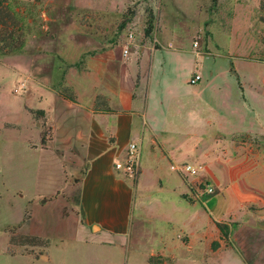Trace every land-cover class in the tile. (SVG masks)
<instances>
[{
  "label": "crops",
  "instance_id": "obj_1",
  "mask_svg": "<svg viewBox=\"0 0 264 264\" xmlns=\"http://www.w3.org/2000/svg\"><path fill=\"white\" fill-rule=\"evenodd\" d=\"M232 7L235 17L245 16L243 5L233 2ZM146 53L149 63L155 51ZM142 55L135 63L134 56L122 55L121 49L113 48L88 59L86 67H38L39 73H49V82L55 86L51 90L50 84H42L41 99L28 93L22 100V110L35 132L27 147L35 154L37 164L33 194L25 199L28 218L15 227L22 235L35 237L34 246L38 248L44 240V253L7 254L10 259H23L24 264H74L72 258L78 254L73 252L71 256L63 250L67 247L62 241L51 246L50 240L31 225L32 212L49 206L55 207L61 220L84 234L80 242L83 257L75 258L82 259L81 264H90L92 251L112 247L121 250L120 264H128L133 257L145 264L149 258L160 264H264V144L254 141L264 138V123H259L264 118L262 113H256L245 97L243 84L237 82L236 107L223 96L203 95L213 82L198 84L201 75L197 67L191 75H198L199 80L189 85L188 76L180 85L183 97L177 103L181 104L186 126L201 124L209 131H201L200 136L211 138L198 139L195 146L183 140L170 144L161 137L179 128L158 124L153 116L149 107L152 67L149 63L142 72ZM131 64L134 67H129ZM33 71L26 69L28 74ZM52 72H60L54 82ZM213 76L209 74V78ZM60 89H68L74 102L59 94ZM29 110L41 111L42 116L34 119ZM208 111L212 115L206 117ZM44 127L48 135L41 142ZM18 128L14 122L4 120L0 135ZM129 144H134L136 150L134 179L114 168L125 159ZM190 155L200 160L193 163L203 168L199 179L213 187V196L192 204L199 205L201 212L195 218L204 221L199 230H189L185 222L176 223L160 209L150 210L142 179L144 170L151 169L162 189L164 177L159 174L158 163L164 159L183 163ZM72 188L76 192L74 203L67 200ZM183 188L176 181L174 189L185 202ZM132 199L134 214L130 213ZM219 201L235 208L216 217L213 213ZM155 218L161 223L154 224ZM214 223L227 226L225 238L220 237ZM51 247L63 256L52 257L48 252ZM142 248L146 249L144 253Z\"/></svg>",
  "mask_w": 264,
  "mask_h": 264
},
{
  "label": "rangeland",
  "instance_id": "obj_2",
  "mask_svg": "<svg viewBox=\"0 0 264 264\" xmlns=\"http://www.w3.org/2000/svg\"><path fill=\"white\" fill-rule=\"evenodd\" d=\"M7 1L1 8L0 18L9 27H19L24 43L19 52L0 53V124L9 120L19 127L18 131L0 135V264H24L23 259L12 260L7 254L44 253V240L38 248L34 246L35 237L22 235L16 230L20 221L26 222L29 215L25 199L33 194L37 164L35 154L27 147L35 132L22 110V100L28 93L32 98L41 99L44 95L42 84H50L51 90L55 86L49 82V73H39L38 67H86L88 59L97 58L113 48L122 50L125 45L128 56H134L135 63L143 54L139 65L142 72L149 63L152 67L149 107L153 116L158 124L179 128L174 134L161 137L170 144L183 140L195 146L198 139L211 138L209 135L200 136L201 131H209L201 124L186 126L181 104L177 103L183 97L180 85L197 67L201 75L198 84L213 82L203 95L223 96L236 107L239 93L234 74L241 86L243 84L250 105L264 117V0H258V4L256 0ZM233 2L244 6L243 18L234 16ZM124 14L129 21L118 29ZM146 29H149L147 36ZM128 32L132 33L129 41L125 39ZM154 51L148 63L146 52ZM29 67L34 69L31 74L26 72ZM59 73H51L53 82ZM210 73L214 75L212 78H209ZM22 84L24 87L15 92ZM59 94L69 95L70 92L60 89ZM210 115L212 113L208 111L206 117ZM259 121L256 123H264V118ZM43 131L45 136L48 135L46 127ZM254 141L264 144V138H255ZM192 155L184 162L190 165L200 163L199 159H192ZM146 156L144 150L142 157L145 159ZM178 164L166 159L158 163L159 174L164 177H161L162 189L156 184L155 172L148 168L144 170L146 201L150 210L160 209L176 223L185 222L189 230H199L204 221L195 218L201 212L199 205L192 206L195 200L187 185V181L195 179L186 180L169 169V165ZM176 181L182 183L183 197L191 205L177 195ZM70 185L74 186L72 180ZM72 189L67 200L74 203L76 192ZM18 192L21 196H17ZM233 208V204L219 201L213 214L217 217ZM135 212L132 199L130 213ZM31 218L33 229L49 239L51 246L62 241L67 247L63 250L71 256L73 252L78 254L72 258L74 264H81L82 259L75 258L83 257L80 242L84 234L68 221L61 220L55 207L41 206L32 212ZM155 220L154 224L161 223L158 218ZM142 250L144 253L146 249ZM95 251L89 254L92 257L90 264H120L122 253L118 247ZM48 252L55 258L63 256L52 247ZM141 260L133 257L128 264H145Z\"/></svg>",
  "mask_w": 264,
  "mask_h": 264
},
{
  "label": "built area",
  "instance_id": "obj_3",
  "mask_svg": "<svg viewBox=\"0 0 264 264\" xmlns=\"http://www.w3.org/2000/svg\"><path fill=\"white\" fill-rule=\"evenodd\" d=\"M132 38V33L128 32L125 36V39L129 41ZM196 45V44H194ZM122 55L127 54V45H125L121 50ZM199 80V76L194 74L189 80L188 84L192 85ZM24 85H19L17 90H21ZM136 150L134 144H129L126 152L125 159L122 163L114 164V168L116 170H120L121 173L127 178L134 179L137 173L136 167ZM169 169L173 172L178 173L181 177L187 180V178L195 179L194 181H187L188 191L190 195H192V199L195 201H206V199L210 198L213 194V187L209 182L200 180L197 178L202 172L203 168L199 165H190L188 163H180L178 165H169ZM197 178V179H196ZM204 200V201H203Z\"/></svg>",
  "mask_w": 264,
  "mask_h": 264
},
{
  "label": "trees",
  "instance_id": "obj_4",
  "mask_svg": "<svg viewBox=\"0 0 264 264\" xmlns=\"http://www.w3.org/2000/svg\"><path fill=\"white\" fill-rule=\"evenodd\" d=\"M7 2H8L7 0H0V11L3 5L6 4ZM127 12L128 10L125 12V14H127ZM125 14L122 15V20L118 26V29H122L124 24L129 21V18L127 19L125 17ZM128 14L132 15L131 13H128ZM148 18L150 19V16ZM147 25L149 27V23ZM148 31L149 29H146L145 31L146 36L148 34ZM23 43H24V40L21 34L19 33V27H16V26L9 27L8 24L3 22V20H1L0 18V53L7 55V54L19 52L23 46ZM235 79H236L237 84L239 85L238 78L236 75H235ZM61 95L67 98L69 101L74 102V98L72 97L71 94L69 95L61 94ZM28 112L32 115L34 119H38L39 117L42 116L41 111L29 110ZM44 136H45V133L44 131H42L40 133L41 142H43ZM182 198L185 199L183 196ZM214 226L218 230L220 237L225 238L227 236L228 228L224 223H214ZM147 262L148 264H160L158 261H154L152 258H149Z\"/></svg>",
  "mask_w": 264,
  "mask_h": 264
}]
</instances>
